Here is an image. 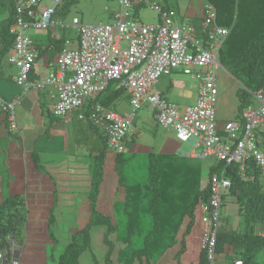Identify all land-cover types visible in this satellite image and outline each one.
<instances>
[{
    "label": "built area",
    "instance_id": "built-area-1",
    "mask_svg": "<svg viewBox=\"0 0 264 264\" xmlns=\"http://www.w3.org/2000/svg\"><path fill=\"white\" fill-rule=\"evenodd\" d=\"M118 8L112 13L111 23L82 24L73 18L66 24L57 12L62 0H13V16L8 28L12 46L8 62L18 73L15 83L25 94L30 90L54 89L50 92L54 104L52 114L64 119L73 113L77 119L96 125L105 135L108 148L121 153L132 131L136 113L148 107L157 124L170 128L180 143L190 150L181 149L187 159L215 157L217 162L235 163L243 175L245 163L251 159L264 175V147L257 132L264 123V89L254 93L255 106H248L238 120L225 122L219 127L214 104L218 94L217 70L223 69L218 61L229 29L217 24L215 8L204 6L203 40L196 36L193 26L176 25L170 13L159 6L153 9L160 15L156 24H141L133 19L132 0H116ZM142 2L143 0H138ZM72 28L76 40H66L55 58V67L43 78L31 76L38 54L29 32ZM181 71L197 83L195 104L180 107L161 94L152 91L159 77ZM122 90L129 97V110L123 115L100 104L96 98L109 88ZM17 100L5 101L0 97V114L12 132H18L16 122ZM90 104L88 117L85 114ZM231 186L225 169L213 173L209 179V194L200 205L204 226L201 246L208 264H216V237L221 226L223 196ZM12 246V245H11ZM10 246V247H11ZM6 252V253H5ZM18 264L14 252L3 251L0 259ZM234 264H242L240 260Z\"/></svg>",
    "mask_w": 264,
    "mask_h": 264
},
{
    "label": "trees",
    "instance_id": "trees-1",
    "mask_svg": "<svg viewBox=\"0 0 264 264\" xmlns=\"http://www.w3.org/2000/svg\"><path fill=\"white\" fill-rule=\"evenodd\" d=\"M204 2V6L210 4L215 8L217 24L229 29L218 60L241 85L237 91L239 119L244 109L254 106V93L264 89V0ZM12 16L3 33L10 39L8 28ZM62 41L64 40H58V45H62ZM126 98L128 96L124 91H114L110 87L97 96L96 100L111 108L116 101ZM89 109L90 104L85 110L87 117ZM82 122L79 124L84 125H77L76 130L86 133L89 128L97 134L96 139L88 140V145L94 152L88 195L90 216L82 228L69 236L56 257V264H79L81 259L83 261V255L98 245L102 246L105 264H113L114 260L117 264H133L136 260L140 264L156 263L170 252L172 260L181 264L189 236H194V227L198 223L203 226L200 205L208 197L209 179L213 173L223 169L231 181V188L226 195L237 205L242 226L236 229L220 226L215 252L217 255L232 253L242 264H258L256 257L264 252V185L260 178L264 175L251 159L245 163L241 176L239 166L235 163L215 161L204 170L202 161L206 158L175 159L171 155L152 152L148 154L144 181L132 183L125 174L129 160L122 158L123 152L115 153L109 172L115 181V194L122 200L114 201L111 213H102L97 208V202L100 186L105 178L106 155L110 150L100 128L89 121ZM85 127L87 128L84 129ZM262 133L257 132L256 137ZM82 141L83 138L78 143ZM22 201L18 197H9L0 203V251L9 246L10 239L17 243H22L25 239L27 210ZM53 223V219L48 220V227ZM99 228H104L102 244L94 243L92 234ZM199 243L198 264H208L201 246V235ZM6 259L8 262L9 254Z\"/></svg>",
    "mask_w": 264,
    "mask_h": 264
},
{
    "label": "crops",
    "instance_id": "crops-1",
    "mask_svg": "<svg viewBox=\"0 0 264 264\" xmlns=\"http://www.w3.org/2000/svg\"><path fill=\"white\" fill-rule=\"evenodd\" d=\"M67 1L69 0H62L57 15L68 24L71 23L73 18H78L83 24L82 21L87 18L90 12L96 10L100 11V18L106 16L107 13L109 18L112 19V13L118 8L116 0H74L75 13L79 16L75 15L70 19L65 15L67 8L64 4ZM49 2L50 0H44L43 5ZM146 4L152 9L153 6H159L167 10L170 13L171 21L176 25L189 24L193 26L196 36L203 40L205 30L203 22L204 0H143L142 2L132 0V14L134 12L136 16L137 10ZM11 16L12 0H0V97L8 102L17 100L16 122L18 126V132L10 131L6 117L0 114V203L5 202L9 197H18L23 200L22 202L27 210V224L29 226L32 223L31 229H36L38 232L32 231L33 234H36V238L33 239L35 243L32 246L29 244L28 232H24L26 239L22 243H17L14 240L8 241L9 246L4 247V250L15 251L14 255L18 260V264H56V257L64 248L69 236L82 228L90 216L88 195L91 177L90 170H87V173L83 175L85 177L83 179L59 177L63 174L61 170L66 169V167L61 168L56 164L55 160H59L56 159V156H64L63 154H65L68 157H73L78 153L86 157L87 166L90 168L94 152L88 145V140L96 139L97 134L89 128L86 133L76 130L77 125H84L79 124L83 122L78 121L76 113L71 114L66 121L64 119H62V122L56 121L57 118L52 115V106L55 100L52 99L50 94V92L54 93L53 88L45 87L43 90H34L33 88V90L24 94L17 86L15 77L18 70L8 62L12 46L11 39L8 35L3 34ZM157 17L156 23H159L160 17L158 14ZM29 35L38 54L31 73L33 78H43L49 70H52L55 67L57 54L64 48V42L66 40L75 42L77 38L75 30L72 28H68V30L56 28L54 31L32 29ZM60 39L64 40L62 45H58L57 41ZM172 97V99L168 97L169 100L177 104L180 111H183L187 106L195 104L197 85L194 100L191 104L181 103L175 95ZM149 117L153 120L154 125H158L150 114ZM146 121L150 122L147 119ZM217 122L221 127L227 120L217 119ZM133 125H135L134 122ZM164 130L168 131V129ZM134 134L135 132L131 131L129 137ZM260 136L258 140L261 145ZM82 138L84 141L79 144L78 141ZM130 140L134 141L135 139L130 138ZM130 140L127 138L125 143L130 142ZM147 149L149 154L153 152V148L148 147ZM161 149L163 150L161 154L167 155L177 154L182 149L173 130L166 132ZM109 152L112 154L108 156L109 153H107L106 155L105 178L100 186L97 202V208L102 213H111L114 201L122 200L121 197H117L115 194V181L109 172L115 152L111 150ZM65 163H69V161L66 160ZM70 170L74 171L73 168ZM39 172H44L47 177L41 178ZM52 175H56V178ZM260 178L264 185V177L261 176ZM227 204L223 208L221 226L236 229L238 224L236 222L230 223L229 219L230 217L236 219L238 216L237 207L235 208V204L233 205L230 200H227ZM50 219H53L54 223L48 227V220ZM194 228V236H189L190 239L186 243L181 264H198L200 261L199 238L202 235L204 226L198 223ZM29 247L31 248L28 250ZM101 247V245H98L97 248L85 253L83 263L96 264L94 263L96 261L97 264H105ZM29 252L31 255H28ZM8 254L10 259L11 255ZM23 258L24 262H22ZM10 260L7 262L0 259V264H9ZM235 261L237 260L232 253L220 254L217 255L216 264H234ZM113 264H117L116 260ZM133 264H140V262L136 260ZM143 264L146 263L143 262ZM150 264L178 263L172 260V253L170 252L158 262Z\"/></svg>",
    "mask_w": 264,
    "mask_h": 264
},
{
    "label": "rangeland",
    "instance_id": "rangeland-1",
    "mask_svg": "<svg viewBox=\"0 0 264 264\" xmlns=\"http://www.w3.org/2000/svg\"><path fill=\"white\" fill-rule=\"evenodd\" d=\"M73 2L74 0H69L64 4L67 8L65 10L66 11L65 15L68 16L70 19H72V17L75 15L79 16V14L75 13L76 8ZM132 16L134 20L136 19L142 24H154L157 22V19H158L157 14L154 12V10L151 7H149L148 4L139 8L137 10L136 16L133 12ZM82 22L85 25H96L99 23H111L112 19L109 18L107 13H106V16H103L100 18V11L96 10L95 12H92V13L90 12L87 18L84 19ZM65 23L68 24V22H65ZM217 77L219 80L217 81L218 94L216 97V102L214 104L216 120L217 119H222L225 121L226 120L227 121L228 120H238L237 91L239 90L241 85L239 84L237 80L231 77L224 68L223 69L219 68L217 70ZM157 82L158 83H156L152 87V91L156 94L165 95L167 98L169 97L170 99H172L173 98L172 96L175 95L179 99V101L183 104H191L192 101L194 100V93H195L197 83L195 80H193L191 76L183 75L181 71H174L173 73L169 75H162L161 77H159ZM254 104L256 105V103H253L252 105ZM111 108L118 114L123 115L129 110V101L127 100V98L120 99L116 101L114 105L111 106ZM148 112H149L148 107L143 106L136 113V120L134 121L135 125H133L132 127V132H135V134L130 137L128 135L127 137L128 140H130V138H133L135 140L134 141L130 140V142L128 143L126 142L125 146L127 144V147L125 151L121 153L122 158L129 160V163L125 167V174L129 176V181L132 183H140L144 181V177L146 176V169L148 165L147 163H148L149 152L147 148L148 147L153 148L152 151L154 153H162L163 150L161 149V145L163 144L165 140V134L166 132L168 133L171 131L170 128H168V131H165L158 125H154L153 120L151 119V117H149ZM69 118L70 116H67L66 118H64V121L68 120ZM146 119L150 120V122H147ZM56 121L62 122V119L61 120L57 119ZM262 129H263L262 131L263 133L260 134L261 135L260 139L262 142L261 145L264 146V123L262 124ZM180 145L182 149L190 150V147L187 143H180ZM108 153H109L108 156L112 154L111 152H108ZM63 155L64 156L61 155L59 157L56 156V159H59V160L58 161L55 160L56 164L59 167L61 168L66 167V169L61 170L63 174H61L59 177L65 178V179L85 178L83 177V175L87 173V170H91L92 168V166L88 168L86 157L78 153H76L73 157H68L65 154ZM171 156L175 159H178L180 157V153L178 152L177 154H174ZM66 160H68L69 163H65ZM59 161H61V163H59ZM215 161H216L215 157L213 156L207 157L205 160L202 161V168L206 170L210 165L214 164ZM71 168H73L74 171H71L70 170ZM67 169L69 170L67 171ZM39 176L43 179L47 177L44 172H39ZM52 176L56 178V175H52ZM227 200H230L232 202V199L227 197L225 193L223 196V205L221 208V219H222V215L224 212L223 208H225V206L228 205ZM234 204L235 203H233V205ZM235 205L234 207L236 208L237 205L236 206ZM229 222L230 223L236 222L238 224V227L242 226V219L241 217H238V216L236 217V219L234 217H230ZM31 224H29L28 226L27 221H26L25 231H24L26 233L28 232L30 246H32L33 243H35L33 239L36 238V234H33L32 231H37L36 229H33V230L31 229L30 227ZM103 231H104V228H101V229L99 228L97 230H94L93 232L94 243L96 244L103 243V237H102ZM25 239H26V236H25ZM30 248L31 247H29L28 250ZM0 253H2V251H0ZM28 255H31V253L29 252ZM256 261L260 264L264 263V252H261L257 255ZM22 262H24V258ZM79 264H84L82 259L80 260Z\"/></svg>",
    "mask_w": 264,
    "mask_h": 264
},
{
    "label": "clouds",
    "instance_id": "clouds-1",
    "mask_svg": "<svg viewBox=\"0 0 264 264\" xmlns=\"http://www.w3.org/2000/svg\"><path fill=\"white\" fill-rule=\"evenodd\" d=\"M8 241H13V240H12V239H10V240H8ZM3 251H5V250H2V252H3ZM6 261H7V259H6Z\"/></svg>",
    "mask_w": 264,
    "mask_h": 264
}]
</instances>
